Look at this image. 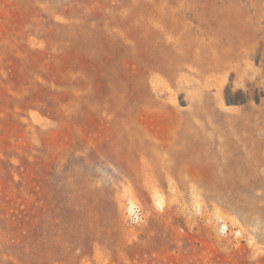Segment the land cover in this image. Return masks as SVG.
Segmentation results:
<instances>
[{
    "label": "rangeland",
    "instance_id": "rangeland-1",
    "mask_svg": "<svg viewBox=\"0 0 264 264\" xmlns=\"http://www.w3.org/2000/svg\"><path fill=\"white\" fill-rule=\"evenodd\" d=\"M0 264H264V0H0Z\"/></svg>",
    "mask_w": 264,
    "mask_h": 264
},
{
    "label": "bare ground",
    "instance_id": "bare-ground-1",
    "mask_svg": "<svg viewBox=\"0 0 264 264\" xmlns=\"http://www.w3.org/2000/svg\"><path fill=\"white\" fill-rule=\"evenodd\" d=\"M157 24L156 25L148 24L146 25V28L153 29L152 26L155 27L157 26ZM160 42L163 43V46L170 52L169 56L171 59H169V63L167 62V60H163L160 56L153 59L152 65H145V66L141 65L140 61L137 62V60L134 59L136 61V68H137V74H135L137 76L136 80H139L140 82L139 84L141 86L140 88H142L143 91H145V93H147V91L149 90L147 84L150 81L151 86L159 94L158 97L159 96L163 97V96L168 95L167 97L169 101L174 104L175 103L174 97H176L178 94L172 90V87L174 85L182 89V85H186V83H188L189 79L185 75L186 67L184 68V66L186 65L187 67L189 66L191 67V69H194L196 67V63H195L196 59H195V55L191 51H189L190 48L187 49L185 44H180V42H176V44H178L179 46V49H177V47L171 46L172 43H169V42L164 43V41H160ZM184 51H185V54L181 55V52H184ZM216 68H213V70ZM197 71H198V74H202L201 70L200 72L199 70ZM161 77H164L165 80L164 79L162 80ZM111 81H112V78L110 75L109 83H108V98H107L109 100V107L107 110H108V118H109L108 130L110 133L113 132L112 125L114 122L112 105H110L111 100H112ZM144 102H145V99H143L141 95L133 96V98H131L129 103L124 102L126 106L129 105L131 109L137 114L136 116L137 121L133 123L131 130L135 129V131H137L136 130L137 128H135V126L138 124L141 125L142 120L144 121V119L142 118V115L150 112V108L148 106L143 105ZM117 105L118 107L119 106L122 107L123 102L119 100ZM116 118L117 119L125 118V114L122 109H120L119 112H117ZM132 208H133V205H132Z\"/></svg>",
    "mask_w": 264,
    "mask_h": 264
},
{
    "label": "built area",
    "instance_id": "built-area-1",
    "mask_svg": "<svg viewBox=\"0 0 264 264\" xmlns=\"http://www.w3.org/2000/svg\"><path fill=\"white\" fill-rule=\"evenodd\" d=\"M132 211H133V213H135L137 218H138V216H141V215H138V214H140V209L138 207L134 206L132 208Z\"/></svg>",
    "mask_w": 264,
    "mask_h": 264
}]
</instances>
